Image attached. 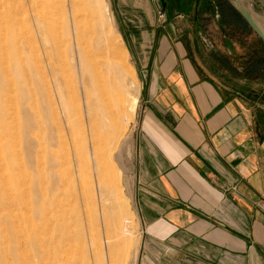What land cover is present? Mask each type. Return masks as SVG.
<instances>
[{
    "label": "rangeland",
    "instance_id": "rangeland-1",
    "mask_svg": "<svg viewBox=\"0 0 264 264\" xmlns=\"http://www.w3.org/2000/svg\"><path fill=\"white\" fill-rule=\"evenodd\" d=\"M163 1L165 8L171 2L177 5L173 3L165 14L161 1L155 0L158 18L185 19L193 14L185 0ZM216 1L223 9L224 1L233 6L231 0ZM109 2L126 56L107 29L100 37L97 30L86 32L82 45L88 47L92 67L106 88H117L116 77L133 71L140 89V73L115 2ZM203 2L209 5L207 34L216 40L225 34L227 46L237 52V65L241 68L250 61L249 77L256 90L264 91L261 36L232 11L222 28L218 23L222 11L210 8L211 1ZM73 3L0 0V264H40L41 254L54 245L68 264H131L134 250L137 264L141 233L130 196V171L139 102L127 122L118 113L122 102L111 96L103 99L104 110L88 118L84 82L79 84L78 74L85 56L77 40ZM245 3L264 14V0ZM106 62L114 69L109 70ZM123 138L128 140L122 159L112 163L111 147ZM124 217L130 219L129 238L120 232Z\"/></svg>",
    "mask_w": 264,
    "mask_h": 264
},
{
    "label": "crops",
    "instance_id": "crops-1",
    "mask_svg": "<svg viewBox=\"0 0 264 264\" xmlns=\"http://www.w3.org/2000/svg\"><path fill=\"white\" fill-rule=\"evenodd\" d=\"M114 2L141 78L137 264H264V91L252 64L240 68L225 34H207L201 0H185V19L158 18L155 0Z\"/></svg>",
    "mask_w": 264,
    "mask_h": 264
},
{
    "label": "bare ground",
    "instance_id": "bare-ground-1",
    "mask_svg": "<svg viewBox=\"0 0 264 264\" xmlns=\"http://www.w3.org/2000/svg\"><path fill=\"white\" fill-rule=\"evenodd\" d=\"M73 1H74L73 11H74V16L76 18L77 40L81 41L80 42L82 48L81 51L85 56L84 60L82 59L80 60L79 63L80 70L79 73L77 72L79 74V79H80L79 84L80 83L83 84L84 82L85 112L86 114H88V118L91 119L92 114L94 112L104 110V107L102 106L103 99H108V97L111 96L114 102L115 101L122 102L121 104L122 108L118 113H120L119 116H121L120 118L123 120V122H127L131 120L133 117V114L136 110L138 94H139V84H138L139 82L136 81L133 71L132 74H130L129 72V74L123 76L122 78L116 77L114 81L115 83H117V88H110V89L106 88V85L103 82L100 74L95 71L94 67H92L90 57L87 52L88 47L85 44L82 45V43H84L83 38L85 37L86 32L93 33L95 32V30H97L98 36L100 37L101 35L100 32H103L104 29L105 30L107 29L114 39L115 38L118 39L117 41L118 43H120V54L122 53L124 57L126 56L127 54L125 50L126 48L122 46L123 45L122 38L116 27V23L110 8V2L109 0H73ZM231 1L245 13V15L252 22V24L264 36V14L259 15L256 12H254V10H252L250 6V3L247 5L245 3V0H231ZM106 65L109 70L114 69L113 67L114 64L113 66H111V63L106 62ZM124 67L126 66L124 65ZM115 68L117 69V67ZM59 99L61 100V98ZM88 133L91 135V137L94 136V132H92L91 129L88 130ZM127 140L128 138H123L121 140L118 139V141L112 145L111 147L112 157L110 156V161H112V163H118L122 159L123 151L127 147ZM128 223H130V219L124 217L121 221L120 232L123 236L125 237L127 236L129 238V236L132 233L131 230L128 228ZM54 243L55 241L53 242V244ZM60 251L61 249L57 245L52 246L50 249L49 248L46 249L40 256L41 257L40 264H46L48 261H50L49 264H68L69 262L67 260L66 261L61 260ZM136 254L137 252L134 250L132 254L131 264H136Z\"/></svg>",
    "mask_w": 264,
    "mask_h": 264
},
{
    "label": "flooded vegetation",
    "instance_id": "flooded-vegetation-1",
    "mask_svg": "<svg viewBox=\"0 0 264 264\" xmlns=\"http://www.w3.org/2000/svg\"><path fill=\"white\" fill-rule=\"evenodd\" d=\"M208 1V3H209V1H211V7L213 8V10H215L217 13L219 12V8L221 9V13H222V18L224 19V18H227L226 17V14L228 15L229 14V12H231L232 10H228L227 8H224V9H227V10H224L223 8H221V5L222 4H220L218 1H216V0H207ZM185 4L184 5H186V2H184ZM202 3H204L203 2V0H201V5H202ZM226 4V3H225ZM204 5H206V7H209V5H207V4H205L204 3ZM213 5V6H212ZM234 13V12H233ZM235 15V14H234ZM236 16V15H235ZM242 16V15H241ZM242 18H243V16H242ZM244 19V18H243ZM245 20V19H244ZM246 21V20H245Z\"/></svg>",
    "mask_w": 264,
    "mask_h": 264
},
{
    "label": "water",
    "instance_id": "water-1",
    "mask_svg": "<svg viewBox=\"0 0 264 264\" xmlns=\"http://www.w3.org/2000/svg\"><path fill=\"white\" fill-rule=\"evenodd\" d=\"M231 4L236 8V10L243 16V18L247 21L248 24H250L252 26L253 29H255V31L257 32V34L259 36H261V38L263 39L264 41V36L259 32V30H257V28L252 24V22L249 20V18L245 15V13L239 9L232 1H230ZM161 4L162 6H164V1L161 0Z\"/></svg>",
    "mask_w": 264,
    "mask_h": 264
},
{
    "label": "trees",
    "instance_id": "trees-1",
    "mask_svg": "<svg viewBox=\"0 0 264 264\" xmlns=\"http://www.w3.org/2000/svg\"><path fill=\"white\" fill-rule=\"evenodd\" d=\"M224 2L231 8V10L236 14V16L247 25V22L242 18V16L237 12V10L233 6H231L227 1Z\"/></svg>",
    "mask_w": 264,
    "mask_h": 264
}]
</instances>
